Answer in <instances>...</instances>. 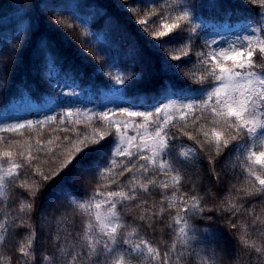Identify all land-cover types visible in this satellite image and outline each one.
I'll return each instance as SVG.
<instances>
[{"label":"trees","instance_id":"1","mask_svg":"<svg viewBox=\"0 0 264 264\" xmlns=\"http://www.w3.org/2000/svg\"><path fill=\"white\" fill-rule=\"evenodd\" d=\"M178 2L0 0V154L12 152V159L22 165L19 178L0 182V264H48L44 257L53 253L58 264H63L64 254L73 247L68 233L75 226L80 229L75 235L84 236L80 214L85 209L80 207L79 197L65 200L64 196L69 192L82 194L78 180L83 171L78 169L103 163L114 140L108 167H101L94 179L85 182L88 194L84 203L96 192L105 196L108 190L127 193L131 175L117 173L131 157L116 153L121 148L133 154L138 147L142 150L145 142L153 140L156 123L176 134L177 143L183 141L196 149L198 159L184 166L179 185L175 172L154 173L149 178L157 181L155 186L150 185L148 192L141 190L134 202L125 201L117 209L128 225L124 234H137L139 238L133 235V243L146 241L159 253L153 258L145 249L134 264H162L166 255L168 264H264V193L256 190L259 185L253 184L244 163L248 152H259L260 139L250 144L243 156L231 146L218 156L214 147L201 150L199 143L183 135L187 131L203 140L202 133L212 131L211 109L201 115L208 96L200 95L209 74L218 69L211 55L197 59L201 51L212 52L211 48H201L202 40L215 39V46L223 47L227 37L244 38L247 33L241 31V22L264 24V0H196V16L206 23L199 39H187V33L199 27L189 24L184 35L174 29L166 38L168 46L159 47L154 37L166 31L165 24H185L174 19L175 11H169ZM52 8L66 13L53 14L49 11ZM162 8L164 16L158 18ZM169 15L173 18L168 19ZM140 20L154 22L142 30ZM259 35L256 33L253 41ZM96 50L104 54V60L97 59ZM223 63L230 66L232 61L224 59ZM118 79L126 81L117 85L121 89L113 87ZM215 79L211 77L212 82ZM61 89L75 95H61ZM104 98L111 102L107 109L102 106ZM117 104L135 108L128 110H151L153 115L147 120L129 116L120 108L112 110ZM85 105L96 110L84 113ZM28 107L36 112L51 108L42 112L43 118L25 123V128L10 130L13 118ZM154 107L162 111L157 114ZM185 116L187 120L182 119ZM216 131L223 139L227 130L217 125ZM208 139L214 143V137L209 135ZM101 140L105 141L70 169L54 180H44V174L59 171L61 161L75 155L76 148ZM5 159L0 155V176L9 168ZM135 176L136 184L145 182L140 173ZM165 183L167 189L161 186ZM192 195L205 209L202 214L192 216L184 211ZM116 199L118 203L121 200ZM91 203L93 221L96 211L108 215L105 197ZM96 204L101 205L99 210ZM177 219L199 228L202 243L186 245L180 231L184 225L177 224ZM57 236L61 241L68 239L60 249L53 243ZM21 248L27 255L21 254Z\"/></svg>","mask_w":264,"mask_h":264},{"label":"snow or ice","instance_id":"2","mask_svg":"<svg viewBox=\"0 0 264 264\" xmlns=\"http://www.w3.org/2000/svg\"><path fill=\"white\" fill-rule=\"evenodd\" d=\"M159 3V2H158ZM198 4L196 0H179L175 6H170L169 11H175L177 15L174 17L176 21H184L185 24L179 23L165 24L166 31L157 32L154 39L159 47H167L166 38L172 36L171 33L174 29L177 33L184 35L189 24H199L198 28L192 29L187 33V39L196 41L199 39V32L202 28H206V23L197 18L196 10ZM53 14L58 13L64 15L66 11L58 10L57 8L49 9ZM165 9H160L158 18L164 16ZM73 20L77 18L71 17ZM173 17L169 15L168 19ZM151 20H140L139 23L143 26L142 30L147 29L148 24L153 23ZM241 31L246 32L244 39L239 43L233 42L228 52H220L217 54L216 50L223 47H216V40H202L203 44L201 48H211L212 52L201 51L197 56V59L201 57L207 58L211 55L212 59L217 65V70L212 71L209 74L207 86L202 87L203 92L200 95L202 98L205 94L208 96L207 101H203L204 108L201 112L207 113L209 108L211 112L209 119L212 121V131H204L202 133L204 139L201 140L199 135H192L185 131L183 135H186L188 140H194L200 144V149L209 151L213 147L219 156L224 150L229 147L235 148L243 156L249 148V145L264 137V24L260 21L256 22L255 26L249 25L247 22H241ZM259 33L260 35L253 41L252 37ZM217 36L221 33H216ZM239 39V36H238ZM91 43L90 41H86ZM97 59L104 60V54L96 50ZM175 58V57H174ZM232 61L230 66H225L223 60ZM107 63V62H106ZM114 67V66H112ZM177 67H182L177 66ZM201 67L207 68L206 65L201 62ZM133 75H135L133 73ZM215 76V82H212L211 77ZM126 81L118 79L117 85H124ZM203 84V82H202ZM208 89H213L209 91ZM61 95H75V92H65L61 89ZM195 99V98H193ZM186 107H198L197 105H186ZM108 107H105L107 109ZM120 108L127 111L129 116H143L145 120L153 113L151 110L137 111L128 110L135 109L133 107H112V110ZM155 112L159 114L162 109L154 107ZM107 116V113H105ZM187 120V117H182ZM167 123V121H165ZM217 125L226 128V132L222 133L216 131ZM27 126H31L30 123ZM26 125L16 124L10 130L23 129ZM9 130V129H6ZM229 134L230 138H229ZM209 135L214 137L213 141L208 139ZM179 137L176 134H170L169 129L164 128L159 123L155 124L154 138L149 145L145 142L144 148L141 150L139 147L135 154L131 151L121 148L116 156L123 157L128 156L131 159L127 164L121 166L118 171L119 176H125V174L131 175V186L128 187L127 193L124 191L108 190L105 193L96 192L89 197V202L84 203V197L88 194V189L85 187V182L90 178L94 179L99 173L101 167H108V161L113 159L112 147H115V141L110 152L107 155V159L103 163H90L83 171V176L79 179V186L82 190V194H65V200L69 198L79 197L80 207L85 209V213L80 214L82 223L83 237H78L75 232L80 231L79 228H75L74 231H70L68 236L72 238L73 247L64 254L63 264H110L114 260V264H134V262L144 255L145 249L151 257L158 256L159 253L155 252L146 241L141 240L140 243H133V235L135 233L129 232L127 235L124 233L128 229V225L121 220V216L117 209L124 204L125 201L134 202L140 191L148 192L149 186H155L157 181L150 179L154 173H163L168 175L171 172L176 173V183L180 184V178L184 166L187 163L198 159V151L191 146H186L183 141L177 143ZM102 141H97L93 144L86 145L84 147H78L75 150V155H70L64 158L60 163L59 171L53 169L52 172L44 174V180H54L60 176L66 169H70L74 163L89 150L99 146ZM150 153V154H149ZM5 157V162L9 164V168L5 176H0V182H3L7 178H19L21 163L15 162L12 157V152H4L2 154ZM159 158V163H157ZM179 158V159H178ZM244 163L247 165V175L251 177L254 185H259L257 191L264 193V151L257 152L255 150L248 152ZM136 173H140L145 182L136 184ZM220 179V173H217V180ZM115 182V181H114ZM46 186V185H45ZM167 189L169 186L165 183L161 185ZM105 197V204L110 209L108 215H102L100 211H96L95 219L92 218V199ZM117 197L121 200L117 201ZM190 204H187L184 211L190 212L192 216L202 214L205 209L203 208L200 200L196 195L189 197ZM95 208L99 210L100 204H96ZM147 212L141 216V219H145ZM152 215H156L152 212ZM87 223H83L84 220ZM177 224L183 223L184 227L180 229L181 233L185 237V244L187 245L191 241H195L197 244L202 242L198 239L202 233L199 228L192 226L188 220L177 219ZM171 227V225H169ZM233 227H236L234 224ZM204 231H207L205 229ZM137 235V239H138ZM56 249L61 248V243L67 244L68 239H57L53 242ZM79 247V251H76V247ZM175 247V246H174ZM62 250V249H61ZM257 253L261 252L260 248H256ZM22 255H27L23 248L20 249ZM44 259L48 264H58L59 258L55 254L45 256ZM35 264V262H34ZM162 264H168V257L165 256Z\"/></svg>","mask_w":264,"mask_h":264},{"label":"rangeland","instance_id":"3","mask_svg":"<svg viewBox=\"0 0 264 264\" xmlns=\"http://www.w3.org/2000/svg\"><path fill=\"white\" fill-rule=\"evenodd\" d=\"M244 38H239L238 37H235V38H232V37H227L226 38V41H224V45H223V48H221L219 50V53L220 52H228L229 55H231V52L229 51V49L231 48L232 46V42H237L239 43L241 40H243ZM38 56L36 58V61L38 60ZM109 104H111L110 100L104 98V101H103V108L107 107ZM117 107H123V105H118L117 104ZM51 108V107H50ZM50 108L48 109H42V110H37L38 112H36V109L34 111V109L32 107H28V108H24L22 110L19 111V113L13 118V120L10 122L9 125H16V124H25V123H28L30 122L33 118H43L44 115L42 112H46L47 110H49ZM92 110H96V108L94 107H89L88 105H85V110H84V113H91ZM8 123H3V125H7ZM260 144H259V147H258V151H264V137L260 138ZM149 144L152 143V139H149L148 141ZM81 172L82 169H78V172ZM51 197H53L51 195ZM50 199H48L49 201Z\"/></svg>","mask_w":264,"mask_h":264}]
</instances>
